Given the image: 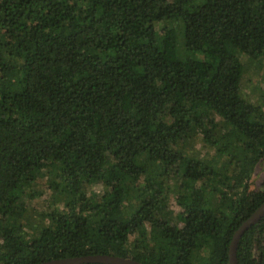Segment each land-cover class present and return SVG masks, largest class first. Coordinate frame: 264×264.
<instances>
[{
  "label": "trees",
  "instance_id": "obj_1",
  "mask_svg": "<svg viewBox=\"0 0 264 264\" xmlns=\"http://www.w3.org/2000/svg\"><path fill=\"white\" fill-rule=\"evenodd\" d=\"M234 50L264 57V0H0V264H229L264 199ZM235 259L264 264V214Z\"/></svg>",
  "mask_w": 264,
  "mask_h": 264
},
{
  "label": "rangeland",
  "instance_id": "obj_2",
  "mask_svg": "<svg viewBox=\"0 0 264 264\" xmlns=\"http://www.w3.org/2000/svg\"><path fill=\"white\" fill-rule=\"evenodd\" d=\"M180 28V27H178ZM188 52V51H186ZM234 52L241 59L242 63V72H241V94L252 99H258L261 104L264 105V57L260 59H250L241 52L234 50ZM198 139L189 138L183 145V148L190 153L195 151H200ZM211 150H208L206 153L210 155ZM264 178V159H262L255 167L253 175L251 177V183L253 187L259 185L261 180ZM42 179L39 180V182ZM37 182L36 188L41 187V184ZM35 204L39 203L38 200H35ZM41 205V204H40Z\"/></svg>",
  "mask_w": 264,
  "mask_h": 264
},
{
  "label": "water",
  "instance_id": "obj_3",
  "mask_svg": "<svg viewBox=\"0 0 264 264\" xmlns=\"http://www.w3.org/2000/svg\"><path fill=\"white\" fill-rule=\"evenodd\" d=\"M264 214L263 201L235 228L230 237L227 258L229 264H236L235 249L240 234L251 224L255 223ZM81 262H101L108 264H141L139 261L126 256L113 255L108 253H90L70 257L52 258L38 264H76Z\"/></svg>",
  "mask_w": 264,
  "mask_h": 264
},
{
  "label": "flooded vegetation",
  "instance_id": "obj_4",
  "mask_svg": "<svg viewBox=\"0 0 264 264\" xmlns=\"http://www.w3.org/2000/svg\"><path fill=\"white\" fill-rule=\"evenodd\" d=\"M77 264V263H76Z\"/></svg>",
  "mask_w": 264,
  "mask_h": 264
}]
</instances>
